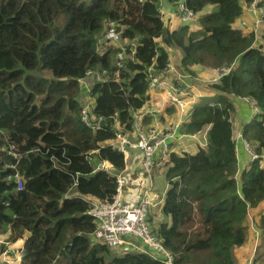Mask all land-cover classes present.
Instances as JSON below:
<instances>
[{
    "label": "trees",
    "instance_id": "1",
    "mask_svg": "<svg viewBox=\"0 0 264 264\" xmlns=\"http://www.w3.org/2000/svg\"><path fill=\"white\" fill-rule=\"evenodd\" d=\"M168 1L176 14L178 3L194 15L215 8L199 19V29L188 22L171 30L159 0H0V233L8 227L7 242L23 239L21 264H165L95 241L83 196L112 200L125 168L123 153L106 144L115 135L113 118L132 129L134 114L149 101L150 76L168 77L173 49L187 74L195 68L223 73L169 144L168 188L160 208L150 209L149 224L173 264H236L234 249L247 241L250 211L264 201V16L243 33L244 21L235 27L241 0ZM246 11L251 14L247 4ZM108 22L122 41L136 43L132 55L126 46L121 68L120 50L98 43ZM88 70L107 77L91 85L90 115L102 119L95 130L80 120L78 79ZM233 115L247 119L242 137L255 156L241 169ZM150 122L146 116L144 124ZM201 132L204 146L194 152L172 149ZM103 161L110 170L98 169ZM15 173L20 190L10 179ZM256 226L260 243L252 264H264V214Z\"/></svg>",
    "mask_w": 264,
    "mask_h": 264
},
{
    "label": "built area",
    "instance_id": "2",
    "mask_svg": "<svg viewBox=\"0 0 264 264\" xmlns=\"http://www.w3.org/2000/svg\"><path fill=\"white\" fill-rule=\"evenodd\" d=\"M245 2L249 11L254 16L253 24L256 29L262 22L264 16V0H245ZM176 9L183 23H188L193 19L194 13L187 10L182 3H178ZM242 25L246 28L244 22H242ZM98 43L113 45L120 50L117 56V66L119 68L122 67V60L126 57V46H128L130 50V55L134 53L136 48L135 42L121 40L120 31L116 30V24L114 22L107 23L105 33L98 40ZM166 69V73L172 70L170 66ZM221 71L222 70H219V74H221ZM115 74L117 77L118 72H115ZM87 79L91 80L89 84H87ZM106 79V71L104 70H88L84 77L78 79L80 84H85L86 86V92L82 95L81 99L80 120L93 130L100 128L102 119L96 118L93 120L90 115V109L93 104V98L90 95L91 85L95 81L103 82ZM179 85L180 77L178 75L174 77L173 83H167V80L163 79V75H154L150 76L149 91L151 93L168 91V93H166L168 102L179 110L184 111L188 103L185 99L187 92L179 89ZM231 98L233 101L236 100L233 95H231ZM111 126L112 129H115V135L112 139L107 141L106 144L123 153L125 159L128 157L130 150H138L141 154L140 164L145 175H147V180L143 192L136 203H133L131 200H124L123 188L128 180L124 171L117 175L116 191L111 201L99 200L92 196H83V199L87 201L90 206L87 214L90 215L96 223L93 238L97 242L106 244L111 249H117L121 252L146 253L165 264H173L171 255L166 251L162 243L155 238L149 224V211L151 207H153V202L158 197L157 192L154 190L151 170L155 154L159 153L161 158H166L169 144L178 138L177 132L180 125L177 123L166 129H161L159 127L146 128L139 122L138 115L135 113L134 122L130 131H125L124 127L117 120L116 115L113 118ZM238 131L241 141L246 148H249L242 137V122H240L238 126ZM110 168L111 165L106 161H103L98 166V169L105 171L110 170ZM10 179L16 182V187L20 190L22 187L21 176L15 173ZM73 196L74 195L70 192H67L65 195L66 198ZM162 200L163 198L161 201ZM6 245L9 246V244ZM16 259L21 262L22 247L18 251ZM248 264H251V261H249Z\"/></svg>",
    "mask_w": 264,
    "mask_h": 264
},
{
    "label": "crops",
    "instance_id": "3",
    "mask_svg": "<svg viewBox=\"0 0 264 264\" xmlns=\"http://www.w3.org/2000/svg\"><path fill=\"white\" fill-rule=\"evenodd\" d=\"M168 1V0H167ZM164 0H159V5H160V12H161V17H162V12L163 10L166 8V6H164L163 4ZM169 2V1H168ZM242 2V7H243V17L240 20H237V22L235 23V27H238L240 25L239 22L244 21L246 23V28L244 27L243 33L249 32V28L251 27L252 23L254 22V16L253 14L251 15L250 13H247L246 11V3L244 2V0H241ZM170 3V2H169ZM169 10L170 11H174V6L173 4L170 3L169 6ZM179 21V18H177ZM163 20V19H162ZM165 27L168 29H176L179 26H182L183 23L181 21H179V25L175 28L171 27V20H163ZM175 53H177L179 55V53L177 52V50L175 51ZM177 63V64H176ZM168 66H170L172 68L171 72H169L168 77L166 78L167 83H173L174 81V76L173 74L177 72L178 69V62H175L173 60V63L171 62V55H170V63L168 64ZM218 79V77L216 78V80ZM91 82L90 79H87V84H89ZM190 91L193 92V94H190V92L188 90H185L187 92V99L189 101V103H187V107L185 108L184 111L179 110L177 107L172 106V104H170L168 102V96L166 94L165 91H161L159 93H151L150 91H148V94L150 96V101L148 104H146V106L137 111L136 114L138 115V120L140 123L143 124L144 127L147 128H151V127H158V123H160L161 126L163 127H159L161 129H166L168 127H170L173 124H177L179 123V125L187 118V113L183 116V114L185 113V111L187 109L192 108V106L199 100V98L202 97V95L204 94V91L199 90L198 89V83L195 82V79L191 80L190 83H188ZM81 89L84 90L82 93L84 94L86 92V86L85 84H80ZM188 89V88H187ZM169 106H172L175 111L173 113H171V115H169L170 113L168 111H166L167 109H169ZM236 108V112L238 113V108ZM189 110V111H190ZM189 113V112H188ZM146 116H150L151 118V122L148 124H144V120L146 118ZM163 120V121H161ZM241 121V118L238 119L237 115H233V126L234 128L238 127L239 123ZM167 125V126H165ZM242 142V141H241ZM205 143V142H204ZM204 143H202L201 146H204ZM243 143V142H242ZM190 149L188 150L189 152H194V150H196V145H192V146H188ZM194 148V149H191ZM236 152H237V143H236ZM240 159L244 161V155L242 152H240L239 154L237 153V163H238V168L240 169ZM164 159L163 158H153V164H155V166L157 168H159L158 170H156L155 168V173H154V169H153V173L154 175L152 176L154 179V190L157 192V199L153 202V207H151V210H154L153 212H155L158 208H160L162 201L161 199L164 196V193L166 192L167 188H168V184L164 178ZM141 154L138 150H130L128 157L125 159V168H124V173L127 176L128 180L127 183L124 186V200L127 201H132L133 203H136L138 201V198L141 196L145 183L144 180L145 178H143V173L145 174V172L143 171L142 167H141ZM246 166V160L243 164V168ZM154 166L152 165V168ZM139 168H141L142 173H139L138 170ZM74 195V193H73ZM151 213V212H150ZM264 214V201L259 204L257 206V208L253 209L250 211V218L248 217V221H249V225L247 228V241L244 245L237 247L234 249V256L236 257V264H248L249 261H253V257L248 258V255L250 256L252 254V252L255 253V250L253 251V249L256 247V245H258L259 243H257V231L255 230V226L253 224V226H250V223L256 221V223L258 222V220L260 219V217ZM157 220H161V215L160 213L158 214V216L155 218ZM5 234L6 236L8 235V227L6 229L3 230V232L0 233V236ZM18 241V246L19 248H21L23 246V239H19L16 240L13 243H16ZM253 246V247H252ZM253 253V255H254ZM251 261V264H252ZM257 264V263H256Z\"/></svg>",
    "mask_w": 264,
    "mask_h": 264
},
{
    "label": "rangeland",
    "instance_id": "4",
    "mask_svg": "<svg viewBox=\"0 0 264 264\" xmlns=\"http://www.w3.org/2000/svg\"><path fill=\"white\" fill-rule=\"evenodd\" d=\"M244 2H245V0H244ZM163 4H164V6H166V8L162 12V19L163 20H169L170 19L171 20V27L172 28L177 27L179 25L180 18L178 17L176 12L169 10L170 3L167 0H164ZM214 8L215 7L213 5H207L200 12L195 13L193 19L188 24L190 26V28L199 29L200 28L199 22H198L199 19L203 15L208 14L211 11H213ZM177 18H179V21H178ZM250 28H249V30H250ZM175 51L176 50H174V49L171 50V53H170L171 62L173 63V60H174L175 62L179 63L180 55L175 53ZM169 58H170V56H169ZM177 71H178L177 74L180 77V84L182 86L185 84L184 88L180 87L181 89H186V90H188L190 92V94H193V92L190 91L188 82L184 80V79L192 78V79H195V82L198 83V85H199L198 89L204 91V94L202 95V97H204L205 95H208L209 97H211L213 91L209 88V84L217 81L216 78H217V76L219 74L218 70L216 71V70H205L203 68L202 69L195 68V71H193L194 74H187V73L183 72L184 70L182 68H178ZM189 75H190V77H187ZM186 82H187V84H186ZM149 101H150V99H149ZM149 101L147 102V104L149 103ZM189 110L190 109H187L185 111V113L183 114V116L186 113L188 114ZM169 115H171V114H169ZM246 120L247 119L244 117V118L241 119L240 122L244 123ZM158 125H159L158 127H163V126L160 125V123H158ZM165 126H167V125H165ZM233 138H234L235 142L237 143V153L239 154L240 152H242L243 155H244V158H245L244 161L240 159V162H241L240 169H241V168H243L242 166H243L245 160H246V165H247L248 162L251 161L254 158V154L250 150V148H246V146L241 142V137H240V134H239V131H238V127H236L234 129ZM204 140H205V132H201V133L192 135L191 138H188L185 141H181L180 143H177V147L181 146L182 148L179 147V148H172V149H187V150H189L190 148L188 146H192L194 144L196 146L197 145H202V143H204ZM191 149H194V148H191ZM158 157L161 158L159 153L154 155V158H158ZM153 166L154 167L151 170V175L152 176L155 173V169L158 170L160 168V167L157 168L155 166V164H153ZM153 169H154V173H153ZM138 172L142 173L141 168H139ZM143 178H145V180H144V183H145L146 180H147V175H145L144 173H143ZM152 179H154V178L152 177ZM153 211L152 212L150 211V212L153 213ZM249 218H250V215H249ZM155 222L157 223V220H155ZM257 223H256V221H254L253 223L251 222L250 226L252 227L253 224H254V226L256 228L255 230L257 231V243H259L260 242V237L258 235V228L256 226ZM7 237H8V235L6 236L5 234L0 236V246L3 245V249L0 248V264H21V262L17 261V259H16V255H17L18 251L20 250L19 246L17 245L18 241L15 244H13L12 242H7L5 240V239H7ZM6 244H9V246L6 245ZM253 253L254 252H252V254L250 256L248 255V258L253 257ZM257 253H258V250H257Z\"/></svg>",
    "mask_w": 264,
    "mask_h": 264
},
{
    "label": "clouds",
    "instance_id": "5",
    "mask_svg": "<svg viewBox=\"0 0 264 264\" xmlns=\"http://www.w3.org/2000/svg\"><path fill=\"white\" fill-rule=\"evenodd\" d=\"M181 21V20H180ZM182 22V21H181ZM183 23V22H182ZM219 72V71H218ZM221 73H222V71H221ZM185 80V79H184ZM187 84V83H186ZM185 86V85H184ZM184 86H181V87H183L184 88ZM179 89H181V88H179ZM181 90H183V91H185L186 89H181ZM186 92V91H185ZM185 99L188 101V99H187V96L185 97ZM188 103H189V101H188ZM171 104V103H170ZM172 106H174V105H172ZM175 107V106H174ZM245 124H246V121L243 123V129L245 128ZM234 126H233V134H234ZM234 139V138H233ZM244 140V139H243ZM235 141V140H234ZM236 143V142H235ZM251 150V149H250ZM255 158V157H254ZM253 158V159H254ZM237 177V174L235 175V178ZM259 235V234H258ZM259 245V244H258ZM258 245H256V247L253 249V250H255L256 251V248H257V246ZM22 249H23V246H22ZM252 261V260H251Z\"/></svg>",
    "mask_w": 264,
    "mask_h": 264
},
{
    "label": "bare ground",
    "instance_id": "6",
    "mask_svg": "<svg viewBox=\"0 0 264 264\" xmlns=\"http://www.w3.org/2000/svg\"><path fill=\"white\" fill-rule=\"evenodd\" d=\"M166 93H168V91L166 92ZM167 158V157H166ZM150 256V255H149ZM153 258V257H152ZM154 259V258H153ZM160 261V260H159Z\"/></svg>",
    "mask_w": 264,
    "mask_h": 264
}]
</instances>
